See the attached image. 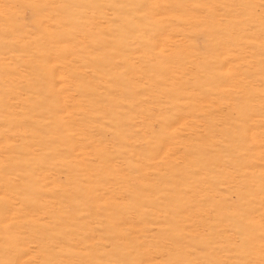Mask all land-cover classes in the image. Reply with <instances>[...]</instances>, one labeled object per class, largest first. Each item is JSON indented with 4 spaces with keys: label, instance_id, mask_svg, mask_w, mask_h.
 Segmentation results:
<instances>
[{
    "label": "rangeland",
    "instance_id": "1",
    "mask_svg": "<svg viewBox=\"0 0 264 264\" xmlns=\"http://www.w3.org/2000/svg\"><path fill=\"white\" fill-rule=\"evenodd\" d=\"M0 264H264V0H0Z\"/></svg>",
    "mask_w": 264,
    "mask_h": 264
}]
</instances>
